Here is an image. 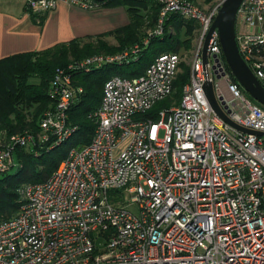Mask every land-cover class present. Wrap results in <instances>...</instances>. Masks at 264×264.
I'll return each mask as SVG.
<instances>
[{
  "label": "built area",
  "instance_id": "2783aa9c",
  "mask_svg": "<svg viewBox=\"0 0 264 264\" xmlns=\"http://www.w3.org/2000/svg\"><path fill=\"white\" fill-rule=\"evenodd\" d=\"M108 1L25 0V8L40 22L58 2L95 9ZM136 1L158 6L155 28L140 46L57 69L48 92L55 107L41 117L40 133L0 137V174L17 166L16 148L38 144L49 152L77 133L68 119L82 93L73 74L136 57L172 17L195 23L191 49L160 52L141 75L104 82L88 114L97 120L90 142L70 147L44 182L24 186L17 215L0 221V264H264V135L227 124L204 93L212 82L232 122L264 133V106L233 80L216 30L203 63L224 0ZM235 39L264 88V0L240 2ZM183 63L189 72L179 104L149 117L172 94Z\"/></svg>",
  "mask_w": 264,
  "mask_h": 264
},
{
  "label": "trees",
  "instance_id": "16d2710c",
  "mask_svg": "<svg viewBox=\"0 0 264 264\" xmlns=\"http://www.w3.org/2000/svg\"><path fill=\"white\" fill-rule=\"evenodd\" d=\"M121 2L126 6L131 18L128 26L107 32L102 36L93 38L94 40L92 38L75 39L40 51L23 52L0 59V137L8 140L16 134L39 133V122L44 112L55 107V102L50 99L48 92L56 69L66 68L71 61L77 62L85 58V55L100 53L105 49H113L111 54L115 55L121 53L119 51L123 48L141 45L142 40L150 30V26L156 24L158 6L136 0H121ZM111 3L107 4L110 5ZM143 12H145L144 15L151 16V20L146 24L142 19L144 17ZM183 25L186 26L184 28L185 35L184 39L181 40ZM170 27L173 29L172 33L169 31ZM195 28L196 25H192L190 22L186 23L173 17L170 18L167 21V26H165V33H170L173 45L165 50L174 51L180 46L189 50L190 43L195 36ZM140 29H143V32L140 33ZM108 34L116 37L117 47L115 45L108 46L107 42L101 38ZM157 39H153L150 43L152 44ZM147 65H149L148 61L141 64V67L134 70L132 74L141 75ZM96 71L94 70L92 73ZM92 73L85 74V76L81 73H75L72 76L75 84L77 80L78 82H82V79L86 80V83H83L86 92L76 96V101L77 99L79 101L71 106L68 114V119L71 116L74 120L76 114L83 116L82 119L80 116L77 124L81 128L73 135L75 137L72 142L68 143V141L65 146L62 145L63 147L46 153L38 144L15 149L13 158L17 166L14 169L17 170L0 174V221L12 219L17 215L20 206V191L24 186L44 182L64 159L70 147H82L88 144L89 135L94 129V125L90 124L85 116L99 106L103 84L110 78L106 73L101 76L90 75ZM187 80L188 71L182 80L178 75L174 82L172 94L166 97L167 99L157 102L146 114L157 120L159 111L179 104L182 88ZM233 80L235 81V79ZM74 120L69 119V122L74 125ZM68 144L70 147L67 146ZM61 148L64 150L58 152ZM36 151L40 155H37Z\"/></svg>",
  "mask_w": 264,
  "mask_h": 264
},
{
  "label": "crops",
  "instance_id": "0c3cea01",
  "mask_svg": "<svg viewBox=\"0 0 264 264\" xmlns=\"http://www.w3.org/2000/svg\"><path fill=\"white\" fill-rule=\"evenodd\" d=\"M120 11L122 6L83 9L58 2L56 7L40 17L41 21L38 22L33 14L26 11L25 0H0V59L23 52L40 51L83 37H99L122 24L125 17ZM183 22L195 25L192 21ZM182 27L184 29L186 26ZM150 45L151 43L143 47L141 53ZM182 47L171 52H178L183 56L189 50L184 48L182 51ZM164 51L157 50L154 57ZM220 84L221 89L225 90L224 83ZM224 95L228 97L226 92Z\"/></svg>",
  "mask_w": 264,
  "mask_h": 264
},
{
  "label": "water",
  "instance_id": "95a60500",
  "mask_svg": "<svg viewBox=\"0 0 264 264\" xmlns=\"http://www.w3.org/2000/svg\"><path fill=\"white\" fill-rule=\"evenodd\" d=\"M241 1L242 0H224L204 42L203 63L204 65L207 64L209 40L211 38V34L216 30L219 37L223 59L233 78L246 94H248L257 103L264 106V88L258 82L250 68L241 57L235 39L236 12ZM212 69H214V66H212ZM204 93L213 111L217 113L227 124L245 133L264 135L263 132L249 130L236 125L224 114L214 94L212 82H208L204 85Z\"/></svg>",
  "mask_w": 264,
  "mask_h": 264
},
{
  "label": "rangeland",
  "instance_id": "374dc122",
  "mask_svg": "<svg viewBox=\"0 0 264 264\" xmlns=\"http://www.w3.org/2000/svg\"><path fill=\"white\" fill-rule=\"evenodd\" d=\"M193 1H196V0H193ZM109 2H112V3L110 5H108L107 3H109ZM120 6H122V11H120V12L125 17L124 18V21L118 27L114 28L113 30H109L108 32L115 31L117 29L123 28V27L128 26L130 24V21H131L130 15H129L127 9H126V6L122 4L121 0H110V1L106 2L105 5H104V7H107V8H118ZM144 13L145 12H143L142 14L144 15ZM150 17H151L150 15L149 16L148 15H144V17L142 18L143 19V22L145 24L148 23L151 20ZM165 26H167V21L165 22ZM151 27L155 28V25L152 24V26H150V30L149 31H151L153 29ZM141 32H143V29H140V33ZM106 33H103L102 35H104ZM184 35H185V33H184V29H183L181 31V35H180L181 38H182L181 40L184 39ZM97 37L98 36H96L94 38H97ZM87 38H89V37H87ZM101 38L104 41L107 42V45L108 46H111V45H115L116 47L118 46L117 45V39H116L115 36L113 37V35H109L108 34V35H105V37H101ZM88 42H92V41H88ZM172 45H173L172 37H170V33L169 32H166L162 36H160V38H158L157 40H155L143 53L138 54L136 57H131L128 61H119V62H114V63L104 62L103 65H102V68L100 70H97L95 73L90 72V73H92L90 75H93L94 74L93 76H101V75H104L106 73V74H108L109 77L114 76V75H118V76H121V77L133 78V77H135V75L132 74V73H134V70H136L137 68L141 67V64H145L147 61H149L151 58H153L154 55H155V52L157 50H160V49H162V50L169 49V48L172 47ZM191 45H192V41L190 43V47H191ZM128 49H130V48H123V50L121 49V51H119V52L122 53L123 51L128 50ZM112 51H114V50L113 49L112 50L105 49V51L100 52V53L88 54V55H85V58H83L82 60H85L87 58L97 57V56L106 57V56L111 55ZM182 51H184V47H182ZM82 60H79V61H82ZM73 62H75V61H71L70 63H73ZM70 63H68L67 66ZM60 68H62V67H60ZM187 71L189 72L188 66L185 63L180 64V66L178 68V71H177V76L180 75V80L183 79L184 74L187 73ZM81 74H83V76H85V74H89V72H87V73L86 72H84V73L81 72ZM83 83H86V80L85 79H82V82H78V80H77L76 81V84L72 80V84H73L74 88L76 90H81L82 93L83 92H86V89H84ZM91 111H92V114H93V109ZM68 114H69V112H68ZM80 116H81V119H82L83 116L82 115H79V114H76L75 120L71 116H70L69 119L74 120L75 124L74 123L73 124L74 125H77L79 123L78 121L80 119ZM85 118L90 122V124L94 125V128H95V126L97 124L96 118L93 115L89 116L88 114H86ZM77 126H78L79 129L81 128L80 125H77ZM93 131H94V129L92 130L91 134L89 135V140H88L89 142L91 140ZM38 132L40 133V130ZM162 133H161V135H162ZM74 137L75 136H72L70 138V140H69L68 143L72 142L73 139H74ZM125 145H126V142L121 143L118 146V148L115 150V154L116 155L119 154V152L124 149ZM63 146H65V145H63ZM63 146H61V147H63ZM67 146L70 147V144H68ZM42 150H44V152L46 153L45 148H42ZM63 150H64V148H61V150H59L58 152H61ZM52 151L53 150H50L49 152H52ZM34 153H35V151H34ZM36 153H37V155H40V154H38L37 151H36ZM16 170L17 169H13L11 172H14ZM113 193L114 192H110L109 193L110 196L113 195Z\"/></svg>",
  "mask_w": 264,
  "mask_h": 264
}]
</instances>
